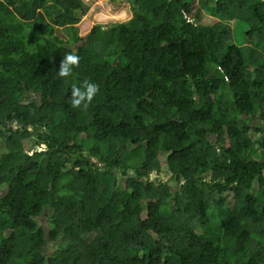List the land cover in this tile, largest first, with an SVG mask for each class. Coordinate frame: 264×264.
<instances>
[{"label": "trees", "instance_id": "1", "mask_svg": "<svg viewBox=\"0 0 264 264\" xmlns=\"http://www.w3.org/2000/svg\"><path fill=\"white\" fill-rule=\"evenodd\" d=\"M89 1L0 0V264H264V2Z\"/></svg>", "mask_w": 264, "mask_h": 264}, {"label": "rangeland", "instance_id": "2", "mask_svg": "<svg viewBox=\"0 0 264 264\" xmlns=\"http://www.w3.org/2000/svg\"><path fill=\"white\" fill-rule=\"evenodd\" d=\"M202 17H212L213 13L210 10H204L201 13ZM133 17L132 4L129 0H90L89 9L86 14L82 15L78 27L81 30V36L87 35L97 24H101L104 27H109L115 23H123L129 21ZM235 42L241 45L243 42L244 32L248 29L247 25L242 21H229ZM62 34H65L64 29H60ZM259 120V121H258ZM260 123H264V120L258 119ZM256 121H253V123ZM3 149L0 146V156ZM95 160V159H94ZM121 179L125 180V177L120 173ZM156 177H160L163 181H168L171 178L169 172H163L160 175L152 173L150 179L153 180ZM173 186L176 184L172 182ZM232 204L233 200H229ZM43 226L48 229L50 227V222L46 216H41L38 218ZM59 242H48L47 249L48 253L51 254L58 248Z\"/></svg>", "mask_w": 264, "mask_h": 264}, {"label": "clouds", "instance_id": "3", "mask_svg": "<svg viewBox=\"0 0 264 264\" xmlns=\"http://www.w3.org/2000/svg\"><path fill=\"white\" fill-rule=\"evenodd\" d=\"M80 59V56L73 52L65 53L59 64L58 77L67 78L71 76L73 69L79 67ZM99 91L98 84L85 79L80 86L72 85L69 103L73 108L83 107L87 109Z\"/></svg>", "mask_w": 264, "mask_h": 264}, {"label": "water", "instance_id": "4", "mask_svg": "<svg viewBox=\"0 0 264 264\" xmlns=\"http://www.w3.org/2000/svg\"><path fill=\"white\" fill-rule=\"evenodd\" d=\"M264 2V0H262Z\"/></svg>", "mask_w": 264, "mask_h": 264}]
</instances>
